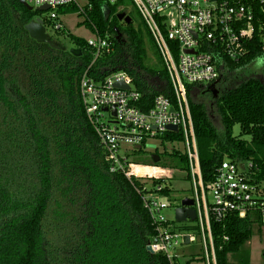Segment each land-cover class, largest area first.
<instances>
[{"label": "trees", "instance_id": "16d2710c", "mask_svg": "<svg viewBox=\"0 0 264 264\" xmlns=\"http://www.w3.org/2000/svg\"><path fill=\"white\" fill-rule=\"evenodd\" d=\"M121 1L87 0L83 7L86 18L81 23L107 36L111 45L110 52L95 58L86 39L63 28L53 29L55 36L48 34L45 43L31 38L25 25L40 11L19 0H0V264H169L163 254L146 250L154 231L142 197L122 172L110 171L79 93L85 71L97 81L124 71L141 94L144 109L158 95L174 102L166 66L147 25L136 8L138 27L132 19L129 24L119 20ZM253 4L257 33L245 57L237 63L226 59L220 66L226 86L218 97L201 83L187 85L204 184L214 180L223 159L250 164V181L264 182V2ZM58 11L83 15L76 4ZM256 60L261 63L257 75L252 67ZM156 140L163 149H154L158 162L146 150L134 152L136 158L143 155L150 165L189 171L180 131ZM148 172L158 173L155 168ZM133 181L152 190L161 185L162 196L174 191L171 180ZM253 227L251 220L235 215L211 220L218 264L249 263L246 246ZM194 260L201 264L193 257L175 264Z\"/></svg>", "mask_w": 264, "mask_h": 264}, {"label": "built area", "instance_id": "2783aa9c", "mask_svg": "<svg viewBox=\"0 0 264 264\" xmlns=\"http://www.w3.org/2000/svg\"><path fill=\"white\" fill-rule=\"evenodd\" d=\"M24 1L32 9L42 5L50 6L47 21L54 30L62 28L57 9L76 4L74 0ZM103 1L113 4L117 0ZM132 2L162 56L174 102L158 95L151 106L144 109L141 94L133 87L130 77L124 71H114L99 81L85 71L79 82L84 112L107 153L110 171L122 172L142 197L154 231L148 244L153 253L163 254L169 264H175L177 259L190 257L201 261V264H218L211 220L221 222L227 216L235 215L240 219L251 220L254 225H264V182L250 181L247 170L250 164H242L244 169H241V164L223 159L214 180L204 184L187 85L209 84L220 77L219 68L225 64L226 59L237 63L245 57L257 33L254 0ZM79 10L85 14L83 7H79ZM94 30L93 37L86 41L96 58L103 52H110L111 45L107 36L103 37L98 30ZM116 82L128 85V89L115 87ZM168 125H176V132L180 131L183 137V149L189 165V171H184V174L193 188V195L190 197L193 199L191 208L195 210L193 221L186 219L179 222L175 217L166 216V209L173 206V201L169 196L159 195L161 185L152 190L146 184L138 187L133 181L164 179L167 176L163 172L155 174L140 170L146 167L157 169L159 166L136 161L134 152L147 151L150 140H156L164 133H173L174 131L167 129ZM181 224L195 228L179 229L177 226ZM186 239L188 243L185 242ZM197 240L201 245V255L194 250ZM196 263L198 262L194 260L193 264Z\"/></svg>", "mask_w": 264, "mask_h": 264}, {"label": "rangeland", "instance_id": "374dc122", "mask_svg": "<svg viewBox=\"0 0 264 264\" xmlns=\"http://www.w3.org/2000/svg\"><path fill=\"white\" fill-rule=\"evenodd\" d=\"M75 3L77 4V6L79 7H84L87 4V0H74ZM125 8V10L122 9ZM50 10H44V11H40V14L38 17H40L42 19V21H46L49 20V12ZM117 12H125L126 14H128L131 19H132V25L133 27H138L139 26V22H140V18L135 10V7L131 4L130 0H122L121 1V5L120 8L117 9ZM86 18V15H81L79 16L77 13L75 12H64V11H58V20L61 22L62 24V28L67 31L70 32L71 34L78 36V37H82L84 39H89L91 37H93V33L91 32V30L83 23H81L84 19ZM46 31L48 34H52L53 33V29L49 26L46 25ZM52 36L54 37L55 34ZM60 41H64L63 38L60 36V38L58 39ZM67 44H69L67 42ZM68 47H71V45L69 44ZM150 55V54H149ZM260 60H256L252 67L255 69H257L255 75L260 73ZM233 132L234 134H238L239 133V126L235 125L233 127ZM161 146L159 144V142L157 140H150V142H148L147 144V151L146 154L149 157V154H154L156 153L154 151L155 148ZM171 146V144H165V148L170 149L169 147ZM181 148H183V145L180 146ZM158 153L162 152V146L161 148H158ZM184 150V149H183ZM123 151L121 150V153ZM159 155V154H158ZM148 157H144L143 155H141L140 157L137 158L136 161L141 162V163H145V164H149L150 162H148ZM161 168H165L164 170H162ZM150 168H140V170L142 171H146L148 172ZM156 169V168H155ZM158 173L163 172L164 174H166L167 176L164 178V180L166 181L165 183H167L169 180L172 181V185L174 187V191L171 193V195L169 196L171 198V200L173 201V206L169 207L168 209H166V216L168 218H173L174 217V209L177 205L180 204V201L182 198L184 197H191L193 195V188L191 185V181H188L185 179V174L183 171H176L174 169L171 168H167V167H162L159 166V168L156 169ZM171 175V176H169ZM169 184V183H167ZM210 199V197H209ZM187 223H193V222H187ZM260 226V227H258ZM199 240H197L194 243V250L195 252H197L199 255H201V245L198 244ZM247 250L249 251V263L251 264H264V225H260V224H256L253 227V235L251 237V239L249 240V242L247 243L246 246Z\"/></svg>", "mask_w": 264, "mask_h": 264}, {"label": "water", "instance_id": "95a60500", "mask_svg": "<svg viewBox=\"0 0 264 264\" xmlns=\"http://www.w3.org/2000/svg\"><path fill=\"white\" fill-rule=\"evenodd\" d=\"M21 4H23L27 9L32 10V6H30L27 2L24 0H19ZM50 9V6L48 5H42L37 7L35 10L37 11H44ZM117 18L119 20H124L126 24H129L131 22V18L129 15H127L125 12H120L117 14ZM25 30L28 32L29 36L33 39H35L38 42L45 43L48 41V33L46 31V27L43 24V21L40 17H36L35 19H32L30 22H28L25 25ZM70 52L75 54V55H80L81 51L79 49L75 48H70ZM216 83L217 81H213L209 84L205 85V89L211 93V96L213 98H217L219 95V90L216 88ZM115 87H120V88H125L128 89V85L120 82H116L114 84ZM173 110V108H171ZM168 130H172L174 132L177 131V126L176 125H168L167 126ZM159 156L156 154H152V161L154 163L158 162ZM241 169H244V166L241 164L240 165ZM193 205V199L190 197H184L180 201V205L177 206L174 209V217L176 221H185L186 219H189L193 221L195 219V210L191 208ZM188 243V239L185 241ZM146 250L149 251L150 253H153L150 245L146 246Z\"/></svg>", "mask_w": 264, "mask_h": 264}, {"label": "flooded vegetation", "instance_id": "af4514ba", "mask_svg": "<svg viewBox=\"0 0 264 264\" xmlns=\"http://www.w3.org/2000/svg\"><path fill=\"white\" fill-rule=\"evenodd\" d=\"M214 81H217V83H216V88L219 90V91H221V89L224 87V86H226V84H224L223 82H222V78H221V76L220 77H218L216 80H214Z\"/></svg>", "mask_w": 264, "mask_h": 264}]
</instances>
